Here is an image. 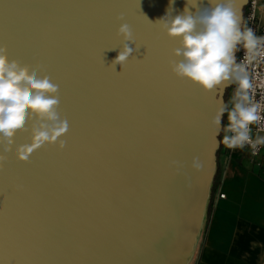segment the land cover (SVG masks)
Segmentation results:
<instances>
[{"label":"water","instance_id":"water-1","mask_svg":"<svg viewBox=\"0 0 264 264\" xmlns=\"http://www.w3.org/2000/svg\"><path fill=\"white\" fill-rule=\"evenodd\" d=\"M234 4L242 13L246 0ZM186 6L195 12L187 0H0V45L45 66L68 123L62 151L45 144L18 158L35 117L10 152L0 144V264H168L178 248L188 263L200 230L185 233L193 188L211 160L204 220L210 120L230 85L206 93L171 72L179 40L154 23ZM125 22L140 47L113 70Z\"/></svg>","mask_w":264,"mask_h":264},{"label":"clouds","instance_id":"clouds-1","mask_svg":"<svg viewBox=\"0 0 264 264\" xmlns=\"http://www.w3.org/2000/svg\"><path fill=\"white\" fill-rule=\"evenodd\" d=\"M187 3L196 9L194 13L188 6L183 13L174 16L169 10L154 23L168 38L179 40V47L172 49V55L178 59H170L168 66L178 79L187 80L206 93L218 88L222 93L223 87L234 84L231 107L221 98L210 125L216 135L223 131L220 142L227 148L250 146L255 151L264 145V136L253 138L252 125L264 121V108L255 99L256 89L247 64L264 60V36L242 27V13L235 7L234 0H209V6H202L199 0H187ZM116 19L123 21L124 14ZM116 34L122 40L121 50L112 62L113 70L117 64L123 67L140 47L129 46L136 41L128 23H120ZM241 46L245 60L238 63L236 52ZM58 106L59 86L55 79L40 65L33 67L19 59H10L7 45H0V144L4 145L5 153L12 150L17 131L25 130L33 117L36 123L32 125V139L18 147V157L27 160L45 144L55 145L62 151L65 141L59 138L67 133L68 123L60 117ZM225 113L228 123L222 126ZM7 160L8 156L0 153V170ZM170 165L177 170L182 167L176 160ZM192 166L199 167L195 157Z\"/></svg>","mask_w":264,"mask_h":264},{"label":"crops","instance_id":"crops-1","mask_svg":"<svg viewBox=\"0 0 264 264\" xmlns=\"http://www.w3.org/2000/svg\"><path fill=\"white\" fill-rule=\"evenodd\" d=\"M217 168L211 210L193 264H264V149L256 158L232 150L216 164L214 174Z\"/></svg>","mask_w":264,"mask_h":264},{"label":"built area","instance_id":"built-area-1","mask_svg":"<svg viewBox=\"0 0 264 264\" xmlns=\"http://www.w3.org/2000/svg\"><path fill=\"white\" fill-rule=\"evenodd\" d=\"M243 26L251 28L257 36H264V0H246L245 9L243 13ZM237 62L245 60V50L241 46ZM247 70L252 75V83L255 86V99L261 103L264 108V60L258 59L247 64ZM235 85H231L230 98L234 93ZM231 107V105H230ZM252 135L255 138L257 135L264 136V121L259 125H252ZM240 149V148H236ZM231 149V150H236ZM264 145L259 146L255 151L250 146H245L243 149L248 153L250 158H256L260 155ZM222 195H220L221 197Z\"/></svg>","mask_w":264,"mask_h":264},{"label":"bare ground","instance_id":"bare-ground-1","mask_svg":"<svg viewBox=\"0 0 264 264\" xmlns=\"http://www.w3.org/2000/svg\"><path fill=\"white\" fill-rule=\"evenodd\" d=\"M212 170L213 162L210 160L205 167L204 173L201 174V177L198 179L197 183H195L191 207L187 215V229L185 233L189 234L190 231H198L201 227L203 222V209L207 198V190ZM179 250L178 248L175 252V258L168 264H187V257Z\"/></svg>","mask_w":264,"mask_h":264},{"label":"rangeland","instance_id":"rangeland-1","mask_svg":"<svg viewBox=\"0 0 264 264\" xmlns=\"http://www.w3.org/2000/svg\"><path fill=\"white\" fill-rule=\"evenodd\" d=\"M244 9H245V6L242 8V16H243V13H244ZM227 89H229V92H228V98L227 100L225 101L224 99V95H223V102L225 104H228L229 107H230V104H229V101H230V90H231V85L230 87H228ZM226 89V90H227ZM225 90V91H226ZM225 94V93H224ZM228 123V120H227V113H225L224 117H222V126L226 125ZM224 135L223 131H221L220 135H218V140H217V149H220L219 150V153L218 154H215V162L218 164L221 160H224L225 158H228L229 155L232 154V150L227 148L225 145H223L220 141L222 139V136ZM209 202V200H208ZM208 205V204H207ZM206 210H207V207H206ZM205 210V211H206ZM205 223H206V212H205V216H204V220H203V223L201 225V228L199 230V233H198V236H197V240L193 246V250H192V253H191V256L189 258V261L187 264H193L195 258L197 257L198 255V252H199V249H200V245H201V242H202V239H203V232H204V227H205Z\"/></svg>","mask_w":264,"mask_h":264},{"label":"trees","instance_id":"trees-1","mask_svg":"<svg viewBox=\"0 0 264 264\" xmlns=\"http://www.w3.org/2000/svg\"><path fill=\"white\" fill-rule=\"evenodd\" d=\"M240 48H241V47H240ZM240 48H239V50H240ZM239 50L236 52V56L238 55ZM228 92H229V89H227V90L225 91V94H224V99H225V101H226L227 98H228ZM223 117H224V116H223ZM219 150H220V149H217V150H216V154L219 153ZM216 164H217V163H216ZM213 177H214L213 180H215V179L218 177V168H217V170H216V172H215V174H214ZM213 188H214V185L211 187V190H210V198H209V202H208L207 210H206V221L208 220V217H209V214H210V210H211V195H212Z\"/></svg>","mask_w":264,"mask_h":264},{"label":"snow or ice","instance_id":"snow-or-ice-1","mask_svg":"<svg viewBox=\"0 0 264 264\" xmlns=\"http://www.w3.org/2000/svg\"><path fill=\"white\" fill-rule=\"evenodd\" d=\"M145 19H147L146 17H145ZM149 23H151L150 21H149ZM40 66L42 67V68H44L45 66L44 65H42V64H40ZM45 71H47V69L45 68ZM21 161H26V160H24L22 157H18Z\"/></svg>","mask_w":264,"mask_h":264}]
</instances>
